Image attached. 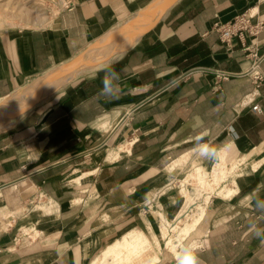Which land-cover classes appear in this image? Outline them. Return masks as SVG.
Here are the masks:
<instances>
[{
    "label": "crops",
    "instance_id": "crops-1",
    "mask_svg": "<svg viewBox=\"0 0 264 264\" xmlns=\"http://www.w3.org/2000/svg\"><path fill=\"white\" fill-rule=\"evenodd\" d=\"M153 1L74 0L47 27L1 31L0 101ZM245 11L264 22V0H177L108 63L77 73L0 127V264H90L133 229L160 231L163 241L171 221L192 208H183L172 170L186 158L187 169L205 161L198 137L216 149L212 163L225 149L246 158L244 172L209 197L192 231L198 258L264 264V244L250 231L264 228L255 206L264 200V84L245 74V45L264 52V28L230 44L214 30ZM108 70L119 74L111 97L101 95ZM175 250L156 264H177Z\"/></svg>",
    "mask_w": 264,
    "mask_h": 264
},
{
    "label": "rangeland",
    "instance_id": "rangeland-1",
    "mask_svg": "<svg viewBox=\"0 0 264 264\" xmlns=\"http://www.w3.org/2000/svg\"><path fill=\"white\" fill-rule=\"evenodd\" d=\"M73 1L74 0H0V32L7 29H33L47 27L55 21L60 11ZM157 1L158 0H155L152 3L148 4L147 6L139 10L136 14L128 18L126 21L122 22L121 24H117L112 30H115L117 28H124L127 25H132L141 12L151 11ZM150 18H152L151 21H153L154 23L158 16H150ZM150 26L151 24H148L135 34L133 33V29L130 30V34L131 36H133L129 37L127 40L129 41L128 44L126 46H122L121 48H117V46L120 45V42H118L119 39L117 35L113 36L109 41L105 40L104 35L99 40L93 42L91 45L82 50L74 58L64 63H69L74 60L86 61L96 59L98 61L96 64H89L87 66L83 65L78 73L86 70H94L108 63L110 59H112V57H114L117 53H120L124 49H126L129 45L133 43V41L138 37L139 34L143 33L142 36L146 34ZM62 64L46 71L43 74L30 78L23 85H26V88L20 89L19 91L13 93V97L9 96L10 98L7 97L0 101V127L9 126L12 123H15L23 112L30 109V105L33 102L49 95L45 94L43 96L38 97L37 99L33 100L28 105H26L20 112H17L14 107L11 108V104L15 103L18 99H20L23 93H26L32 90V88L41 85L43 82L47 81V79H49L55 73L56 69H58V67ZM59 87H57L56 89H58ZM7 119H10L11 122H6ZM4 129L5 128H0V131ZM226 152H229V150H224L222 156H224L225 158L223 159L220 154L218 160L214 161V163L210 161L211 157L206 158L204 162L197 160L188 169L183 166L189 161L186 158L185 161H181L179 164H177L175 170H172V172L179 176L178 185L180 186V189L182 190L183 194H185L186 196V202L183 208L189 205V207L192 208L187 210V212H189L188 216L187 214L181 216L182 221L180 223L178 221L180 215L175 218L176 221H171V223L174 224V227L172 229L173 231L162 232V238L165 246L166 242L169 239H172V243L174 244L173 249H170L168 246H166L167 249L164 248L163 241H160L159 238L160 231L157 232V243H159L157 249L160 252V257L162 256L164 257V259H167L171 256V254L169 253L170 250H175V248L179 247L181 243H192V237L195 234V232L192 233V231L194 228H197V226L199 225V221H201V219L204 217L207 204L210 200L209 197L211 195H215L217 193V189H219L221 185H224L226 183L232 185L231 182H233L235 175L238 174L239 176L244 172L243 166L246 162V158L243 160L242 158H235L231 155L226 156ZM201 162L202 164L200 165L199 163ZM254 168L257 169L256 166H254ZM219 182H221L220 185L215 187V183ZM213 187H215L214 190ZM199 205L201 206L199 207ZM200 209L201 215L198 216L197 212ZM182 212H184V210ZM181 225H184V230H186L183 236L178 235L182 232V229L180 228ZM187 230H189V233H186ZM112 241L114 240L111 239L108 243ZM192 244L194 245L195 243ZM176 254L177 250H175V256ZM137 258V253H134L130 250H126L125 255H122L120 257L113 258V256H110L106 260L105 264H156L161 260L160 258V260L154 262L151 260H146L145 257H142L141 260Z\"/></svg>",
    "mask_w": 264,
    "mask_h": 264
},
{
    "label": "bare ground",
    "instance_id": "bare-ground-1",
    "mask_svg": "<svg viewBox=\"0 0 264 264\" xmlns=\"http://www.w3.org/2000/svg\"><path fill=\"white\" fill-rule=\"evenodd\" d=\"M176 2L177 0H158L151 11L140 13V15L136 18V21L133 23L134 25H127L124 28H117L112 31L110 30L107 34H105V40L109 41L113 36L117 35L119 39L118 42H120V45H118L117 48H121L124 45L126 46L129 42L127 41L128 38L133 36H131L130 30L133 29V33L135 34L148 24H153V21H151L152 18H150V16L160 17V14L165 11V9L169 8ZM97 62L98 61L96 59H91L86 61L74 60L72 62L62 64L58 67V69H56L55 73L49 79H47V81L32 88V90L23 93L20 99L11 104V108L14 107L17 112H20L33 100L45 94L52 93L57 87L66 82L69 78L75 76L83 65H94ZM115 155L116 152L114 154H110V157H115ZM225 155L229 156L230 154L229 152H226ZM223 158L225 157L222 156V159ZM160 223L162 224V221ZM158 245L159 243H157V237L155 234L149 235L141 229L129 230L121 237L110 242L99 255H96L90 264H105L106 260L110 256H113V258L120 257L125 255L126 250L137 253V259L139 260H141L142 257H145L146 260L157 262L161 258L160 252L157 249ZM166 246H168L170 249H173L174 244L172 243V239H169L166 242Z\"/></svg>",
    "mask_w": 264,
    "mask_h": 264
},
{
    "label": "built area",
    "instance_id": "built-area-1",
    "mask_svg": "<svg viewBox=\"0 0 264 264\" xmlns=\"http://www.w3.org/2000/svg\"><path fill=\"white\" fill-rule=\"evenodd\" d=\"M263 28L264 22L259 20L254 21L253 15L247 11L236 15L229 21L216 22L214 24V30L219 33L221 40L226 44H230L235 37L242 38L245 33L256 37L263 30ZM245 48L248 51V57L251 60V65L245 74L252 79L255 85L260 86L264 84V70L262 69L264 52H260L257 43L254 45H245ZM189 75L190 73L181 75L177 81L175 80L174 83L183 79H188ZM230 75L231 74L229 72L217 73V76L221 77L222 79H227ZM253 109L262 111L258 104L254 105Z\"/></svg>",
    "mask_w": 264,
    "mask_h": 264
},
{
    "label": "clouds",
    "instance_id": "clouds-1",
    "mask_svg": "<svg viewBox=\"0 0 264 264\" xmlns=\"http://www.w3.org/2000/svg\"><path fill=\"white\" fill-rule=\"evenodd\" d=\"M119 74L113 70H108L103 78V88L101 95L103 96H114L118 88ZM201 138H197L198 143L196 151L203 158H214L217 155L215 148L211 147L209 143H199ZM257 210L264 213V200H256L255 204ZM252 235L260 240L261 244H264V228L258 227L253 224L250 226ZM197 249L192 243H181L178 247L176 254L177 264H203V262L197 256Z\"/></svg>",
    "mask_w": 264,
    "mask_h": 264
}]
</instances>
